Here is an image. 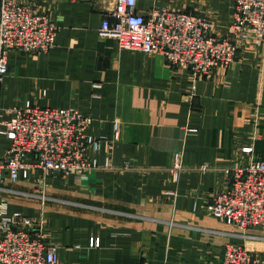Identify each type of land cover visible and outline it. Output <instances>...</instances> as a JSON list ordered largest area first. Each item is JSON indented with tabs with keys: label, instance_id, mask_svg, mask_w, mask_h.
<instances>
[{
	"label": "crops",
	"instance_id": "crops-1",
	"mask_svg": "<svg viewBox=\"0 0 264 264\" xmlns=\"http://www.w3.org/2000/svg\"><path fill=\"white\" fill-rule=\"evenodd\" d=\"M23 1L59 31L48 53L10 52L0 107L77 108L102 146L82 178L33 170L12 183L9 213L45 221L62 264H221L233 228L207 208L231 168L264 157V40L194 80L160 54L100 35L116 0ZM156 7L207 15L220 34L235 0H136L137 12ZM9 145L0 140V157Z\"/></svg>",
	"mask_w": 264,
	"mask_h": 264
},
{
	"label": "built area",
	"instance_id": "built-area-1",
	"mask_svg": "<svg viewBox=\"0 0 264 264\" xmlns=\"http://www.w3.org/2000/svg\"><path fill=\"white\" fill-rule=\"evenodd\" d=\"M59 26L49 13L23 0L0 1V84L8 73L10 52L44 54L56 44ZM226 34H218L207 15L152 8L137 12L136 0H116L111 17L102 22L100 35L114 38L119 47L147 55L160 54L194 80L212 79L216 70L235 62L237 38L264 39V0H235ZM92 118L77 108L28 104L0 107V140L10 145L0 157V264H62L59 246L48 238L45 221L20 212L9 213L6 193H17L7 183L28 179L33 170L45 176L60 172L82 178L97 168L102 140L88 133ZM118 129V122L115 123ZM252 152V148H246ZM180 173L182 165L175 164ZM203 166L202 170H206ZM228 184L208 205L210 215L229 222L233 235L264 227V157L231 168ZM42 182L44 177L37 178ZM91 246H100L98 238ZM221 264H262L246 245L227 243Z\"/></svg>",
	"mask_w": 264,
	"mask_h": 264
},
{
	"label": "rangeland",
	"instance_id": "rangeland-1",
	"mask_svg": "<svg viewBox=\"0 0 264 264\" xmlns=\"http://www.w3.org/2000/svg\"><path fill=\"white\" fill-rule=\"evenodd\" d=\"M234 10H235V8H234ZM226 32L227 31H222V33H220V34L223 35V34H226ZM253 39H257V38L251 35V37H249L246 41H244L240 37V38L236 39V42H237L238 46L240 48H242L243 44H245L244 42H251ZM261 40H264V39H261ZM240 48H239V51H240ZM238 54H239V52H238ZM237 60H238V56H237L235 62L233 63V65L237 62ZM11 184L12 183H7V186L10 189H14L17 191V189L14 187V185H11ZM5 195L8 196L10 199L13 196V193H6ZM219 220L229 224V226H231L233 228V230L230 234L234 237L235 240L230 241V242L241 243V244L246 245L247 248H249L251 250L253 257L255 259H257L258 261H260V263L264 264V227H257V228L251 229V230L246 232V235H240V234L239 235H237V234L233 235L232 233H233V231H235V228L229 222H227L223 219H219ZM230 242H227V243H230ZM256 244L259 245L260 247H256Z\"/></svg>",
	"mask_w": 264,
	"mask_h": 264
}]
</instances>
